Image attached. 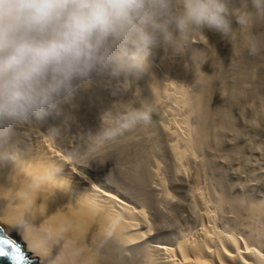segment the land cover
Returning a JSON list of instances; mask_svg holds the SVG:
<instances>
[{"label": "bare ground", "instance_id": "1", "mask_svg": "<svg viewBox=\"0 0 264 264\" xmlns=\"http://www.w3.org/2000/svg\"><path fill=\"white\" fill-rule=\"evenodd\" d=\"M232 19V41L205 29L180 52L153 49L147 71L127 89L123 77L95 74L62 103L61 114L13 126L0 144V230L22 250L25 244L35 264H264L261 205L245 194L229 196L220 183L215 192L217 180L208 185L207 172L216 175L211 159L219 152L205 156L235 131L231 111L247 100L239 98L257 102V115L264 116V19L246 28ZM253 35L256 55L248 49ZM233 41L239 52L229 49ZM140 103L154 108L150 126L97 153L85 148L97 115ZM80 116L91 133H77L68 122ZM53 128L59 132L50 135ZM236 149L229 156H239ZM176 179L187 186L181 189L187 203L176 198L183 186ZM158 220L167 226L159 229Z\"/></svg>", "mask_w": 264, "mask_h": 264}, {"label": "clouds", "instance_id": "2", "mask_svg": "<svg viewBox=\"0 0 264 264\" xmlns=\"http://www.w3.org/2000/svg\"><path fill=\"white\" fill-rule=\"evenodd\" d=\"M233 17L240 28L264 19V0H0V144L13 126L61 114L95 74L123 77L127 89L153 49L180 52L205 29L232 41ZM248 49L260 52L254 35ZM140 104L103 113L93 142L150 126L154 108Z\"/></svg>", "mask_w": 264, "mask_h": 264}, {"label": "rangeland", "instance_id": "3", "mask_svg": "<svg viewBox=\"0 0 264 264\" xmlns=\"http://www.w3.org/2000/svg\"><path fill=\"white\" fill-rule=\"evenodd\" d=\"M236 43L235 42H234V44L232 43V45H231L232 47L228 46L229 49H232V50L233 49H236V50L239 49V47H238V45ZM237 51L239 52V50H237ZM233 52L235 53V51H233ZM238 52H236V53H238ZM237 56L238 55H236L235 57L237 58ZM236 58H233V60H235L233 62H234V64L236 66L238 65V67L241 68L240 65L242 64V62L238 60L240 57H238L237 61H236ZM262 73H263V71L261 69H258V73H257V76H256L258 80L260 79V78H258L259 77L258 75L260 74L261 77H262L263 76ZM258 80L257 81H252V82L250 81V82H247L246 84L247 85H254L255 83L258 82ZM92 85H93V83H92ZM92 85H90V87ZM95 86H96V83H95ZM93 88H95V87H93ZM89 89H91V88H89ZM242 97L243 98H241V97L239 98V101L242 99L241 103H242V101L244 102L246 99L247 100L244 103H242L241 105H240V102L238 101L240 106L237 104V107H234L232 109V111H231L232 112L231 113L232 124H233V129L232 128L231 129H232V131L235 130L234 131L235 133L231 132V133H228L227 135L225 134L223 145H222V147H220L221 149L220 148L218 149L216 146L213 147L214 145L212 144L211 148H213V150L211 149V154L205 156V159L208 160V157L213 156L214 153H218L219 152V154H216L214 156V158L211 157L213 160L215 159L216 161L214 160V162H213L212 159L209 158V160L211 159V164L210 165L211 166H213V164L215 165V166H213L214 168L213 167H210V168L212 170H214L212 172L216 173V175H214L212 172H211L212 174H210L209 173L210 171L207 172V177L209 176V179H211V177H210L211 175L214 176L212 180L208 179V185L211 184L210 186L212 187V185L214 184L213 185L214 188H212V189H214L215 192H218L219 191L218 183H220L219 184V185H221L220 189H225V188L227 189V191H226V189L225 190H220V191H224V192L226 191L225 193L229 194V196L231 195V193L237 194V196L238 195L242 196L243 194H245V195H247L249 197V199H250V201L252 203L257 204L258 206L261 205V208L264 210V116L262 115V113H259L257 115L258 112H256V111H260L258 109L259 105L257 104V102H255L254 100H251V98H245L244 96H242ZM61 106H62V104L60 105V107ZM61 108H63V107H61ZM255 109H258V110H255ZM61 110L63 111V109H61ZM254 112H256V113H254ZM99 115L96 116L97 117L96 118V122L98 124V127H97V130H95V132L92 133L93 135L97 134L100 131L101 125L103 123L101 121L102 113L99 114ZM74 116H77V115H74ZM68 120H69L68 122H70V125L73 124L72 126H73V128L75 127L74 130L77 133L84 134V132H85L84 135H86L87 133H91V131L89 130L88 126H86L84 124V122H82L81 116L80 117H74V118L70 117ZM99 123H101V124H99ZM106 123L107 124H111L112 121L108 120V121H106ZM77 126H78V128H77ZM78 130H80V131H78ZM234 134H236V135H234ZM88 136H89V134H88ZM86 140H87L86 141L87 145L85 146V148H87V150L89 152H92V153H94V152L97 153L98 152L97 150H99L101 148H103V149H101V151L104 150V148H107L109 145L111 146V144L115 141V140L112 141V142L109 141V142H106V143H103V144H100V145H96L90 137L86 138ZM214 148H217V149H214ZM232 148L233 149L237 148L236 150H238L240 158H238L239 156L234 157L233 155H231L232 152H233ZM231 150H232V152H231ZM229 152L231 153L230 156H229ZM224 155H226L225 156L226 158H224ZM222 157L224 159H222ZM234 158H236V160ZM221 160H223L222 163L219 162ZM217 168L219 170H217ZM234 169L236 170V172L234 171ZM216 170H217L218 173L216 172ZM234 172L237 173V174L235 175ZM215 176H217L216 177L217 179L215 178ZM220 177H221V179H220ZM177 179H176L177 182L181 181V180H177ZM213 180L215 182L217 180V182L213 183L214 182ZM168 182L170 184V181H168ZM181 183H182L183 186L179 187L180 190L176 189V188H175L176 190H174V188H172L170 186L171 184L168 185L169 188H170L169 190H170L171 194L173 193V191L179 190V191H177V193H178V195H176L177 197L176 196L175 197L180 199V201H183L184 203H187V201H185V199L183 200V197H184L183 194L185 193V191H186L185 189H187V186L184 185L185 183L182 182V181L180 183H177V184L181 185ZM215 184L217 185V187H216ZM223 186H225V187L222 188ZM171 188H172V190H171ZM182 188H183V190H185L184 192H183V190H181ZM175 193L176 192H174V194ZM174 194H172V195H174ZM179 195H181V196H179ZM167 206L168 205H166V208H167ZM164 207H165V205H163V208ZM166 208H164L165 211L168 210V209L170 210L169 207L167 209ZM181 210H180V213L183 214V212H184L183 210H185V209H181ZM223 213H225V215H223L224 216L223 218L228 219L226 215H229L228 217L231 216L230 211H229L228 214H226V212H223ZM184 214H185V216H188L187 215L188 213H184ZM181 219H182V217H181ZM223 220H224L223 222L228 221V220H225V219H223ZM156 222H157L158 226H160L161 224L163 225V223H164V222L161 223L162 220L161 221L158 220ZM156 222H154V224L157 226ZM263 222H264V218H263ZM167 223H166V225H163V227L164 226L166 227ZM225 223H227V226L230 225L229 221L225 222ZM162 225L160 227H162ZM158 226L156 227L157 229L159 228ZM230 226H232V224ZM163 227L159 228V229L162 230V229H164ZM229 228L233 229L234 227L232 226V227H229ZM236 230H239V229L236 228ZM22 246H23V250L26 253L29 254V252L26 251V249H27L26 245L23 244ZM34 262H37V260H35Z\"/></svg>", "mask_w": 264, "mask_h": 264}, {"label": "snow or ice", "instance_id": "4", "mask_svg": "<svg viewBox=\"0 0 264 264\" xmlns=\"http://www.w3.org/2000/svg\"><path fill=\"white\" fill-rule=\"evenodd\" d=\"M0 258L7 259L12 264H25L29 259L24 255L21 246L7 236H0Z\"/></svg>", "mask_w": 264, "mask_h": 264}, {"label": "water", "instance_id": "5", "mask_svg": "<svg viewBox=\"0 0 264 264\" xmlns=\"http://www.w3.org/2000/svg\"><path fill=\"white\" fill-rule=\"evenodd\" d=\"M0 236H7L8 238L14 240L11 236H9L7 233H5L4 231L0 230ZM18 243V242H17ZM19 244V243H18ZM20 245V244H19ZM24 252V251H23ZM24 255L29 257L28 260L25 261V264H35L34 259L32 256H30L29 254L24 252ZM0 264H12L11 261L4 259V258H0Z\"/></svg>", "mask_w": 264, "mask_h": 264}]
</instances>
